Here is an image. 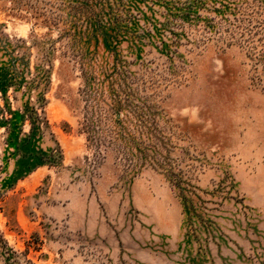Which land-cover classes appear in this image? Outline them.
<instances>
[{"label": "rangeland", "instance_id": "obj_1", "mask_svg": "<svg viewBox=\"0 0 264 264\" xmlns=\"http://www.w3.org/2000/svg\"><path fill=\"white\" fill-rule=\"evenodd\" d=\"M0 264H264V0H0Z\"/></svg>", "mask_w": 264, "mask_h": 264}]
</instances>
